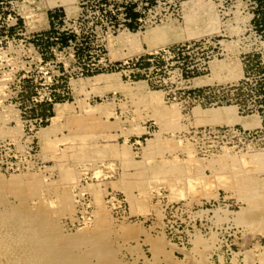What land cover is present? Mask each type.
Masks as SVG:
<instances>
[{
	"label": "rangeland",
	"instance_id": "374dc122",
	"mask_svg": "<svg viewBox=\"0 0 264 264\" xmlns=\"http://www.w3.org/2000/svg\"><path fill=\"white\" fill-rule=\"evenodd\" d=\"M253 7L0 1V264L48 263L32 260L30 227L58 240L64 264H264ZM236 83L251 88L243 103L221 89ZM52 92L39 120L31 97Z\"/></svg>",
	"mask_w": 264,
	"mask_h": 264
},
{
	"label": "trees",
	"instance_id": "16d2710c",
	"mask_svg": "<svg viewBox=\"0 0 264 264\" xmlns=\"http://www.w3.org/2000/svg\"><path fill=\"white\" fill-rule=\"evenodd\" d=\"M129 10H131V9H129ZM252 13H253L252 14L253 16L254 15L258 16V22H259L258 25L259 26L264 25V0H255V6L252 9ZM126 14H128V13L126 12ZM129 14L131 16V19H135L136 18V12L129 11ZM47 17H48V22H52L53 23V18L59 19L60 15L56 11L50 10V11H47ZM16 20H17V22H19L20 18L16 17ZM50 27L52 28L53 24ZM131 28L133 29V27H131ZM57 33L59 35L58 38L60 40V43H65L68 40V38H67V36H69L68 34L73 35L72 33H67V31H65V30H61V31H59ZM46 41H47V39H46ZM150 56H154V54L146 53L143 56H139L137 58V60H140V59L145 60L143 63L147 64V63H149L148 59L150 58ZM246 56H249V54H247ZM260 66H262V65H260ZM262 68L264 69V67H262ZM196 74L197 73H193L191 75H196ZM204 87L208 88V86H203V87H197L196 90L197 91H201L202 89H204ZM253 87H254V90L257 93H259L258 96L264 98V75L262 77H260V79H258V81H256V85H254ZM221 89L222 90H224V89H233L235 91L234 93L236 95L235 99H238L239 102L243 103V100H244L243 95L247 94L246 90L251 89V88L250 87L247 88L244 85L241 86L238 83H236V84H229V85H226V86H221ZM50 94H51V99L50 100L41 99L40 101L36 102L33 106H31V109H30V111H32L31 114L40 117V120H42V121L46 120L47 117H49L52 114V108H51L52 106L51 105H52L53 100L56 101V100H60L61 99V98L55 99V94L53 92L50 93ZM239 111L241 113L242 112L247 113V112L251 111V109L247 108L245 110H239ZM256 111L259 112V113L261 112V114H263V116L261 118V124L264 125V113H262V110L258 109V108L256 109ZM247 114H250V113H247Z\"/></svg>",
	"mask_w": 264,
	"mask_h": 264
},
{
	"label": "bare ground",
	"instance_id": "6f19581e",
	"mask_svg": "<svg viewBox=\"0 0 264 264\" xmlns=\"http://www.w3.org/2000/svg\"><path fill=\"white\" fill-rule=\"evenodd\" d=\"M5 216V215H4ZM16 217V216H15ZM3 218V217H2ZM17 218V217H16ZM15 218V219H16ZM22 220V219H19ZM7 221V220H6ZM17 223V222H16ZM20 224V223H19ZM6 225V224H5ZM25 226V225H24ZM1 228V227H0ZM7 230V229H6ZM14 231V230H13ZM10 233V232H9ZM15 233V232H14ZM27 234V233H26ZM28 236L33 240L32 243L36 245V253L33 255L32 260L40 261L43 257H46L48 260L47 264H64L62 254L59 250L58 240L52 236L45 237L40 235L36 229H32L28 232ZM3 235V234H2ZM5 236V235H4ZM8 239V238H7ZM15 239V238H14ZM27 239V238H26ZM28 240V239H27ZM63 241V240H62ZM64 246L68 243L75 244L78 242V239H66L64 240ZM18 242V241H17ZM62 243V242H61ZM4 244V243H3ZM2 244V245H3ZM1 245V246H2ZM4 246V245H3ZM13 249V248H12ZM2 251V252H1ZM99 251V250H98ZM1 254L5 253L4 250L0 249ZM20 252V251H19ZM33 254V253H32ZM24 259V258H23ZM33 260V261H34ZM43 261V260H42ZM20 264V263H19Z\"/></svg>",
	"mask_w": 264,
	"mask_h": 264
},
{
	"label": "built area",
	"instance_id": "2783aa9c",
	"mask_svg": "<svg viewBox=\"0 0 264 264\" xmlns=\"http://www.w3.org/2000/svg\"><path fill=\"white\" fill-rule=\"evenodd\" d=\"M253 4L255 6V0H253ZM31 98H32L31 100H33L32 104L34 105L36 102L40 101L41 99L50 100L51 99V94L50 95H45L44 97H40L39 96L38 98H36L35 96H32ZM38 119L40 120V117H38Z\"/></svg>",
	"mask_w": 264,
	"mask_h": 264
},
{
	"label": "crops",
	"instance_id": "0c3cea01",
	"mask_svg": "<svg viewBox=\"0 0 264 264\" xmlns=\"http://www.w3.org/2000/svg\"><path fill=\"white\" fill-rule=\"evenodd\" d=\"M47 20H48V18H47ZM52 110H53V108H52Z\"/></svg>",
	"mask_w": 264,
	"mask_h": 264
}]
</instances>
